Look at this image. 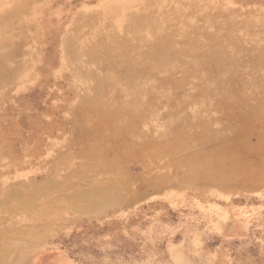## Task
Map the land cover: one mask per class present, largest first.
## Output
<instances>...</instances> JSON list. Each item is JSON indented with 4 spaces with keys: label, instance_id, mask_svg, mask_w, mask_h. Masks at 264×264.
<instances>
[{
    "label": "rangeland",
    "instance_id": "374dc122",
    "mask_svg": "<svg viewBox=\"0 0 264 264\" xmlns=\"http://www.w3.org/2000/svg\"><path fill=\"white\" fill-rule=\"evenodd\" d=\"M108 1L115 0H0V175L9 178L0 194V264H264V66L256 69L264 60V0H212L230 7V21L204 29L211 36L197 32L187 38L200 51L214 48L209 69L227 61L222 75L239 71L236 83L245 94L239 96L241 108L227 110L225 121L209 130H224L220 136L189 146L177 138L129 145L142 122L134 114L115 115L123 95L110 87L99 93L98 106L84 110L77 104L80 88L65 43L73 33L83 37L104 27L102 5ZM102 38V55L132 62L140 55L124 37ZM116 63L124 72L126 65ZM154 100L148 103L153 108L173 111V100ZM112 123L128 131L123 142ZM238 124L237 133L247 129L254 145L219 157L221 167L237 160L231 177L221 178L204 163L198 174L190 171L186 162L199 155L213 161ZM106 125L112 140L90 147L76 140L71 147L86 146L89 154L58 170L61 153L55 157L54 151L60 142L79 129ZM99 151L111 158L94 156ZM109 186L111 192L90 203L71 197L39 210L41 199L54 203L60 192ZM38 210L46 215L36 229L18 225L19 217L8 221L14 212Z\"/></svg>",
    "mask_w": 264,
    "mask_h": 264
},
{
    "label": "bare ground",
    "instance_id": "6f19581e",
    "mask_svg": "<svg viewBox=\"0 0 264 264\" xmlns=\"http://www.w3.org/2000/svg\"><path fill=\"white\" fill-rule=\"evenodd\" d=\"M124 1L115 0L103 4L101 12L103 22L101 24L104 27L101 26L100 30L97 29L96 32L83 37L73 33L65 43L68 44L65 49L67 60L75 69L73 70L74 75L80 88L77 104L79 103L84 110L91 109L98 106L97 97L106 87L120 91L123 98L115 115L129 118L134 114L135 117L141 119L143 126L136 135L131 136L130 134L131 137H128L131 146H143L147 143L144 142L147 138H152L159 143L177 138L179 144L189 146L195 140L208 141L220 136L224 130L215 133H210L209 130L225 121L224 115L228 114L227 110L231 112L238 106L241 108L242 98L239 96L245 95L240 90L242 84L236 83L240 77L237 78L235 73L239 71L231 70L235 73L225 71L226 75H222L224 70H221V66L224 67L227 61H217L213 70L209 69L207 62L216 55L214 48H210L206 52L200 51L201 47L197 44L190 45L187 38L189 39L191 35L195 37L197 32H204L206 36H211L212 32L204 29H210L215 22L227 21L228 23L230 7L222 6L212 0H146L141 3L132 2L134 0H127L131 3H124ZM2 31L3 27L1 26L0 32ZM101 34L106 35L102 36ZM176 36H180L181 41L180 39L176 40ZM102 37H110L115 40L124 37L126 42L135 43L134 50L140 55H145V58L141 59L140 55H137L133 59V63L128 61L125 56L119 58L109 54L102 55L103 53L99 49V40H103ZM68 41H76V43L73 42L69 46ZM106 60L109 64L102 66L100 63ZM116 61L126 65L124 72L119 71ZM261 66H264V60L260 59L256 69ZM160 75H163L161 79L158 78ZM1 79L2 77H0ZM153 98L155 100L162 98H166L168 101L173 100V111L153 108L148 104H152ZM245 100L247 99L243 98V101ZM258 107L256 105L255 109ZM244 111L245 108H242L241 112ZM109 126L116 129L113 130V133L120 135L119 139L123 142L128 131L116 127L114 123ZM111 127L106 125V127L100 128L94 126L78 131L72 130V132H76L72 133L75 136L68 138L66 143L60 142V150L54 151L55 157L59 155L58 152L61 153L58 157V170L74 167L77 158L89 154L86 146L80 151H75L71 147L76 140L87 141L84 145L89 147L94 143L95 145L96 143H105V139L112 140V136H115L110 134ZM238 127L239 124L231 128L232 132L227 136V139H231L219 148L213 161L200 155L190 160V163L184 161L188 164L190 171L196 170V174H198L203 169L204 163L209 170L214 169L221 178L231 177L237 169V160L233 158L231 163L230 160L226 161L225 166L221 167L219 157L235 153L240 155L245 152V149L254 145L247 140V129L237 133ZM232 134L233 137H231ZM63 148L67 150L61 151ZM94 156L111 158L107 153L101 151L94 153ZM189 158L191 159V155L187 156L185 160L188 161ZM197 166L202 168L198 167L197 169ZM19 177L20 174L17 173V178L19 179ZM25 180L18 183L23 186L27 182ZM8 181L9 178L6 175H0L1 195L5 191L6 187L4 188V186ZM110 188V186L85 188V190H78L70 194L60 192L53 198L54 203H50V201L46 203L41 199V207H39L40 204L37 206L39 210L48 204L58 207L59 202L57 201L65 202L66 198L71 197L90 203L93 197L105 195L108 191L111 192L110 190L113 188ZM11 192H14L13 189ZM21 194L23 193L21 192ZM111 202L112 200L109 203ZM39 210L25 214L14 212L8 221L13 223L15 217H19L18 225L30 224V228L36 229L44 225V222L41 223L39 219L46 215L44 211L37 213Z\"/></svg>",
    "mask_w": 264,
    "mask_h": 264
}]
</instances>
